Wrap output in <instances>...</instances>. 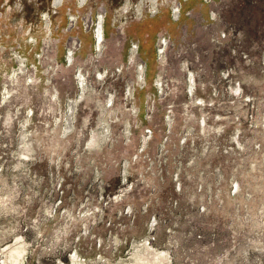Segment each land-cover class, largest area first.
<instances>
[{
  "label": "rangeland",
  "instance_id": "1",
  "mask_svg": "<svg viewBox=\"0 0 264 264\" xmlns=\"http://www.w3.org/2000/svg\"><path fill=\"white\" fill-rule=\"evenodd\" d=\"M0 264H264V0H0Z\"/></svg>",
  "mask_w": 264,
  "mask_h": 264
},
{
  "label": "bare ground",
  "instance_id": "2",
  "mask_svg": "<svg viewBox=\"0 0 264 264\" xmlns=\"http://www.w3.org/2000/svg\"><path fill=\"white\" fill-rule=\"evenodd\" d=\"M99 33V32H98ZM100 37V36H99Z\"/></svg>",
  "mask_w": 264,
  "mask_h": 264
}]
</instances>
